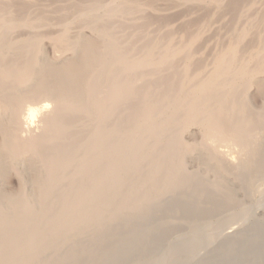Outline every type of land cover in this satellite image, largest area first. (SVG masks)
I'll return each mask as SVG.
<instances>
[{
    "label": "bare ground",
    "instance_id": "6f19581e",
    "mask_svg": "<svg viewBox=\"0 0 264 264\" xmlns=\"http://www.w3.org/2000/svg\"><path fill=\"white\" fill-rule=\"evenodd\" d=\"M237 1L225 3L234 14ZM15 4L16 10L25 9L22 2ZM89 4L79 15L93 12L97 3ZM18 19H0V264H75L77 254L82 264L92 254L105 260L120 220L133 223L167 202L170 210L191 185L187 161L193 162L188 152L196 146L190 136L195 130L201 131L202 141L245 152L260 146V120L241 117L249 104L240 85L233 84L235 74L264 73V58L254 49L248 58L255 61L253 67L241 62L242 51L233 43L217 54L210 74L202 75L190 71L199 57L184 66L177 63L187 55L184 45L165 46L158 56L152 45L132 56L120 44L115 26L86 22L106 50L78 38L72 53L83 50L68 58L64 48H57L66 35L64 25L57 34L45 35L35 30V22ZM259 21L264 22V14ZM245 35V30L237 34ZM197 36L190 35L188 46ZM44 38L53 49L49 60L42 51ZM163 67L171 68L174 77L159 76ZM145 77L160 82L157 96L150 94ZM254 82L264 87L263 76H254ZM221 157L226 155L219 150L214 158ZM7 179L15 180V189L4 186ZM254 214L264 218V204ZM219 232L213 238L221 251V241H232L243 231ZM183 237L203 239L190 238L191 233ZM240 242L230 264L238 262ZM255 245L248 246L251 258ZM213 259L207 253L191 263Z\"/></svg>",
    "mask_w": 264,
    "mask_h": 264
},
{
    "label": "rangeland",
    "instance_id": "374dc122",
    "mask_svg": "<svg viewBox=\"0 0 264 264\" xmlns=\"http://www.w3.org/2000/svg\"><path fill=\"white\" fill-rule=\"evenodd\" d=\"M228 1L230 2V0H0V19L12 21L20 18L33 21L34 25L38 26L35 30L40 29L38 31L44 32L45 35L57 34L60 28H66L63 44L54 45L61 50L64 48L68 58L72 56L77 58L81 54L82 46L76 48L73 53L71 49L78 38L83 41L86 39L88 42L85 44L89 42L98 44L97 47L102 52L105 51L106 48L103 46L105 41L90 30L87 23L93 25L109 23L115 26L114 30L120 44L130 55L144 54L154 45L153 56H158L165 46L176 48L184 45L187 55L177 59L179 66L193 62L199 57L197 65L190 71L200 70L202 75H209L217 54L233 43H238L242 51L241 62H247V67L255 65V61L248 60L252 55L250 50L254 49L264 58V22L259 21L264 14V0H250V5H247L248 0H238L235 14L230 11L229 7L232 6L226 7ZM19 2L26 5L25 9L19 11L16 10V4L12 5ZM220 2L223 4L222 7L219 6ZM86 4L97 6H92L93 12L82 17L79 14L85 11ZM119 10L125 12L122 14ZM97 15L102 17L104 15L105 18L99 21L96 19ZM63 19L66 24L63 23ZM241 30H245L246 35L238 38L237 34ZM193 32L198 34V41L188 46L187 41ZM43 40V55L48 60L52 59V46L46 43L45 38ZM174 75L171 68L163 67L159 70L161 77ZM179 76L180 74H177L176 77ZM240 76L234 75L233 84L240 85L249 104L247 109L242 110L241 117H257L260 122L256 126L264 131V87L259 88L254 82V76L264 77V73L249 75L246 78ZM251 78L252 80H249ZM142 81L151 86L152 95L157 96L158 90L163 89L159 86L160 82L151 77H145ZM262 134L260 146L245 152L239 147L222 146L218 141L213 143L208 140L202 141L201 131L195 130L190 136L195 139L196 146L192 152H188L193 156V162L187 161L193 174L191 185L184 189L183 194L175 202H172L173 208L169 210L170 202H167L158 206L156 213H143L133 223L128 224L125 220H120V227L109 237V247L112 248L109 249L105 260L92 254L86 264H171L176 261L180 264H190L195 257L207 253L214 259L210 260L212 261L210 263L207 260L200 264H230L232 258L237 255L235 250L238 246L237 240L242 241L240 245H243V248L239 250L238 262L232 264H264V244L258 243L264 241V218H256L254 214V210L264 204V132ZM209 143L211 146H208ZM219 150H222L226 157L216 160L214 155ZM4 186L15 189V180L7 179ZM221 218L223 220L220 221ZM126 224L129 225L126 226L128 229L122 231V226ZM233 227H240L243 231L241 236L232 241L227 238L223 244L221 241L218 245L221 246L219 251L213 235ZM190 233V238L201 235L203 239L197 241L183 237L184 234ZM253 242L256 244V251H253L255 258H251L248 249ZM121 245V249H118ZM73 262L82 264L85 261L77 254Z\"/></svg>",
    "mask_w": 264,
    "mask_h": 264
}]
</instances>
